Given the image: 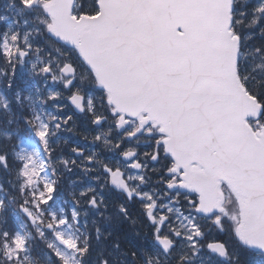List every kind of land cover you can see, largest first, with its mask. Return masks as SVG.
<instances>
[{"label": "snow or ice", "instance_id": "obj_1", "mask_svg": "<svg viewBox=\"0 0 264 264\" xmlns=\"http://www.w3.org/2000/svg\"><path fill=\"white\" fill-rule=\"evenodd\" d=\"M0 25V264H264V0H7Z\"/></svg>", "mask_w": 264, "mask_h": 264}, {"label": "rangeland", "instance_id": "obj_2", "mask_svg": "<svg viewBox=\"0 0 264 264\" xmlns=\"http://www.w3.org/2000/svg\"><path fill=\"white\" fill-rule=\"evenodd\" d=\"M0 27H1V25H0ZM74 124H75V129H80V127H78V126L76 127V123H74ZM70 134H71L72 136H74L75 133H74V131H73V133H70ZM63 139H64V140H67L68 143H70V142H69L70 139H66L65 137H63ZM79 140H80V141H79ZM79 140H77L76 142H73V144H76V143L78 144V143H80L81 145H83V144H84L83 139L81 138V139H79ZM71 143H72V142H71ZM67 145H68V144H67ZM65 146H66V145H65ZM66 147L68 148V146H66ZM125 231H126V234H127V235H131V233H132L130 229H126ZM144 231H146V229H144Z\"/></svg>", "mask_w": 264, "mask_h": 264}, {"label": "bare ground", "instance_id": "obj_3", "mask_svg": "<svg viewBox=\"0 0 264 264\" xmlns=\"http://www.w3.org/2000/svg\"><path fill=\"white\" fill-rule=\"evenodd\" d=\"M77 132V130L76 129H74V133H76Z\"/></svg>", "mask_w": 264, "mask_h": 264}]
</instances>
